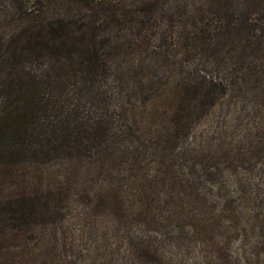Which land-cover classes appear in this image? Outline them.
Listing matches in <instances>:
<instances>
[{
    "label": "trees",
    "instance_id": "obj_1",
    "mask_svg": "<svg viewBox=\"0 0 264 264\" xmlns=\"http://www.w3.org/2000/svg\"><path fill=\"white\" fill-rule=\"evenodd\" d=\"M245 91L264 97V0H0V264L67 257L64 210L75 189L89 196L92 176L87 209L116 217L109 229L134 253L169 264L160 240L129 236L152 206L142 181L118 191L111 164L145 126L177 157L179 139ZM191 185L172 182L158 204L197 202ZM201 256L194 264H216Z\"/></svg>",
    "mask_w": 264,
    "mask_h": 264
},
{
    "label": "rangeland",
    "instance_id": "obj_2",
    "mask_svg": "<svg viewBox=\"0 0 264 264\" xmlns=\"http://www.w3.org/2000/svg\"><path fill=\"white\" fill-rule=\"evenodd\" d=\"M255 97L245 91L229 112L212 113L190 138L179 139L177 157L152 126L139 127L111 164L108 179L118 191L132 193L139 181L145 183L152 208L128 234L139 238L143 231L160 240L163 262L178 264L182 259L194 264L202 254L216 264H264V97ZM216 123L215 133L206 131ZM58 169H44V177L51 179ZM86 181L89 196L81 197L84 192L75 189L73 203L64 210L66 221L58 237L67 257L52 258L50 263L157 264L128 248L130 241L118 229H109L112 220L120 224L116 217L87 209L98 180L92 176ZM172 182L192 183L186 199L197 202L175 211L158 204L157 194L168 191Z\"/></svg>",
    "mask_w": 264,
    "mask_h": 264
}]
</instances>
